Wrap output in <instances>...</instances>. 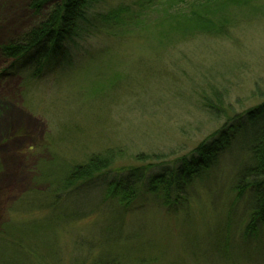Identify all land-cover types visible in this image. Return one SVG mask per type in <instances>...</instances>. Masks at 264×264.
<instances>
[{
  "label": "rangeland",
  "instance_id": "374dc122",
  "mask_svg": "<svg viewBox=\"0 0 264 264\" xmlns=\"http://www.w3.org/2000/svg\"><path fill=\"white\" fill-rule=\"evenodd\" d=\"M60 1L36 10L33 0H0V47ZM114 1L89 15L137 2ZM165 1L179 13L200 0ZM259 1L261 10L240 7L224 35L163 32L154 21L119 34L91 28L76 38L72 64L49 62L35 75L28 56L0 52V264H264V232L246 235L250 196L231 189L245 158L238 144L187 209L163 205L147 180L127 202L112 192L114 180L174 160L264 101ZM111 152L110 169L48 191L69 166Z\"/></svg>",
  "mask_w": 264,
  "mask_h": 264
},
{
  "label": "trees",
  "instance_id": "16d2710c",
  "mask_svg": "<svg viewBox=\"0 0 264 264\" xmlns=\"http://www.w3.org/2000/svg\"><path fill=\"white\" fill-rule=\"evenodd\" d=\"M47 1L49 0H33L32 4L39 10ZM110 1L109 4V0H61L38 24L20 33L18 39L3 44L0 52L10 59L28 56V62H34L36 65L33 72L35 75L49 62L52 64L48 66L63 62L72 64L71 50L72 46L77 45L76 38L85 33L87 39L86 34L90 33L91 28L107 26L119 34L134 25L152 30L154 21L163 32L165 29L167 31L182 29L180 33L184 35L203 32L224 35L235 19L234 14L240 12V7L255 3L259 10L262 9L259 0H200L199 4L192 3L190 7L185 6L183 12L175 13L171 10L176 1L137 0L136 7L121 4L107 12L89 15L88 11L91 8L105 2L107 5L115 2ZM154 11L158 14V19L151 16V12ZM236 144L245 151V158L235 173L231 189L236 192V198L245 193L249 194L252 207L249 208L251 219L246 235L260 237L261 230L264 232V101L242 114L232 116L192 150L174 160L168 161L162 156L156 158L158 161L156 165L150 164L147 168L137 167L129 172L128 176L114 180L112 192L119 196L122 203L127 202L142 189L137 187L142 186L147 180L149 185L147 190L155 192L163 205L172 209L181 207L187 209L196 186L208 179V175L219 165L224 153ZM115 156L113 152L93 155L86 162L71 169L69 166L68 172L57 182L58 185H51L48 191L54 196L53 193L58 189L69 190L77 180L93 178L95 174L110 169ZM231 205L233 208L235 204ZM13 228L15 229L14 226ZM112 263L122 264L120 260Z\"/></svg>",
  "mask_w": 264,
  "mask_h": 264
}]
</instances>
